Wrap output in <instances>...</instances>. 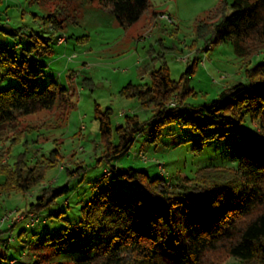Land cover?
I'll use <instances>...</instances> for the list:
<instances>
[{"label": "rangeland", "instance_id": "1", "mask_svg": "<svg viewBox=\"0 0 264 264\" xmlns=\"http://www.w3.org/2000/svg\"><path fill=\"white\" fill-rule=\"evenodd\" d=\"M224 1L233 2L150 0L149 9L129 27L121 26L111 10L102 7L99 0L4 1L0 6V52L19 63L25 57L34 68L43 69V74L32 78L31 82L42 90L56 81L69 90L72 106L62 120L57 119V109L43 110L20 116L0 127V149L11 148V161L25 152L28 164L33 166L37 160L44 162L54 149H59L62 160L48 169L44 181L28 193L0 192V231H5V236L12 231L16 238L9 249L0 253L7 256L1 259L0 264H8L11 258L19 260L16 264H73L75 258L82 256L80 247L86 243L87 233L63 254L43 245L42 240L46 236L54 238L62 229L78 223L82 205L98 192L100 186L112 184L129 188L136 185L127 180L115 182L111 178V165L119 169L133 167L144 170L152 178L164 179L169 185L185 183L189 186L192 183L185 182V178H193L202 168L237 166V161L232 158L233 133L228 127L194 130L187 125L172 123L163 128L156 143L147 142L154 106L145 107L139 98L122 92L130 82L135 86L149 84L152 72L166 64L170 77L180 84L179 93H184L182 110L189 112L192 106L216 99L223 89L246 81V70L264 62L262 45L233 38L215 42L211 36L203 39L197 35V23L207 19ZM56 10L62 11L63 27L58 30L44 28L43 18ZM164 12L172 14L175 24L158 18ZM20 27L45 38L52 34L54 39L49 42V52L27 55L26 40H17L12 35ZM61 35L66 39L58 43ZM240 46L249 53H239ZM0 59L4 57L0 55ZM193 62V73H187ZM11 68L10 64L0 61V90L9 86L24 88L22 82L9 73ZM178 94L167 103L166 110L180 104ZM97 105L101 111L107 108L113 111L114 144L118 143L116 128L124 122L125 116H137L141 122H148L131 148L113 157L110 163L105 159L99 161L105 148L96 119ZM244 124L250 132L260 135L257 122L247 118ZM29 129L36 130L23 136L16 144L10 142ZM67 169L73 171V176H68ZM5 180V176L0 175V184ZM49 184L54 189L68 185L70 191L57 196L40 211L39 216L46 218L45 222L29 228L19 223L10 231L9 223H2L3 216L16 209H28ZM185 211L180 220L187 227L198 213L194 207ZM57 213L59 216H55ZM23 229L26 233L20 237ZM214 258L218 264H242L240 259L224 253Z\"/></svg>", "mask_w": 264, "mask_h": 264}, {"label": "trees", "instance_id": "2", "mask_svg": "<svg viewBox=\"0 0 264 264\" xmlns=\"http://www.w3.org/2000/svg\"><path fill=\"white\" fill-rule=\"evenodd\" d=\"M4 1L0 0V6ZM99 3L110 9L123 27L139 20L150 6V0H99ZM61 12L56 10L45 16L44 28L63 27L65 19L60 17ZM12 35L17 40H26L25 52L29 56L34 52L47 54L49 42L54 39L52 34L45 38L26 27L16 29ZM197 35L203 39L211 36L215 42L233 38L264 48V0H233L231 4L224 1L207 19L197 23ZM238 52L249 53L243 46ZM0 55L4 57L1 62L11 65L9 73L24 85V88L9 86L0 90V127L20 116L43 110L57 109V119L66 117L72 106L67 88L52 81L41 90L31 79L43 74V69L34 68L25 57L19 63L5 52ZM194 63L187 73H193ZM246 78L223 89L213 101L192 106L189 112L182 110L184 93H179L180 84L170 77L166 64L152 72L149 84L128 83L122 91L124 94L139 98L145 107L154 106L147 142L156 143L163 128L172 123L194 130L228 127L233 133L232 158L237 166L202 168L193 178H185V182L192 183L189 186L185 183L169 185L144 170L119 169L109 164L115 182H135V187L100 186L82 205L80 221L62 229L54 238L46 236L42 244L63 254L87 233V241L80 247L83 255L75 258L73 264H218L214 257L219 253L238 258L242 264H264V62L248 68ZM175 94L179 95L180 104L166 110ZM112 113L111 108L101 111V107L96 106L105 148L99 161L105 159L107 163L126 153L148 125L137 116H125L124 122L116 128L118 143L114 144ZM247 118L259 124L260 135L246 128ZM35 130L21 132L10 142L16 144ZM26 146L28 149V142ZM10 156V147L0 149V175L6 179L0 184V192L8 194L31 190L44 181L48 169L62 161L59 149L50 151L44 162L37 160L33 166L28 164L25 152L12 161ZM67 172L68 176H73V171L67 169ZM69 191L68 185L54 189L49 184L26 210L40 213L57 196ZM188 207H194L198 217L189 216L192 220L184 227L180 217ZM24 233L26 229L19 236ZM6 257V253L2 254L0 261Z\"/></svg>", "mask_w": 264, "mask_h": 264}, {"label": "built area", "instance_id": "3", "mask_svg": "<svg viewBox=\"0 0 264 264\" xmlns=\"http://www.w3.org/2000/svg\"><path fill=\"white\" fill-rule=\"evenodd\" d=\"M159 18L166 20L170 24H175V18L170 13H161ZM64 36H60L58 38V43H62L65 41ZM174 105V103L172 102ZM28 193V191L26 192ZM40 214L36 211H27V210H14L6 213L2 218V223H9V229H13L15 225L19 223H24L26 227H32L40 222H45L46 218L41 219ZM8 229V230H9ZM5 231H0V253L4 252L5 250L9 249L13 242L15 241V237L12 236V231L7 235H3ZM4 254V253H3ZM1 257V255H0ZM25 257V253H23V258ZM19 263L17 258H11L8 264H16Z\"/></svg>", "mask_w": 264, "mask_h": 264}, {"label": "crops", "instance_id": "4", "mask_svg": "<svg viewBox=\"0 0 264 264\" xmlns=\"http://www.w3.org/2000/svg\"><path fill=\"white\" fill-rule=\"evenodd\" d=\"M159 18V17H158Z\"/></svg>", "mask_w": 264, "mask_h": 264}]
</instances>
